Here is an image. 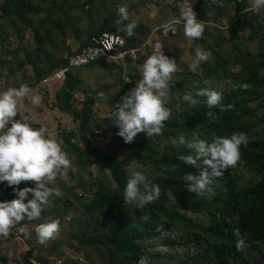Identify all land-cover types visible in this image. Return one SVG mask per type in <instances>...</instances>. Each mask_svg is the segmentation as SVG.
<instances>
[{
	"label": "trees",
	"instance_id": "trees-1",
	"mask_svg": "<svg viewBox=\"0 0 264 264\" xmlns=\"http://www.w3.org/2000/svg\"><path fill=\"white\" fill-rule=\"evenodd\" d=\"M44 1L0 0V13H4L5 19L15 18L21 22L24 29L20 43L12 42L11 38L4 39L0 34V51L2 50L0 67H9L13 76L19 75L18 69L12 68L17 54L12 50L6 56H2L12 44H20L15 50L20 51L23 47L27 51L26 68L31 64L35 65L36 62H47L44 68L39 64L36 66L37 75L29 80L30 82L20 84L0 82V91L19 87L21 84L33 89L43 78L68 64L67 55L54 60L50 49L56 47L53 46L55 42L51 39L55 38L54 33L61 34L63 30L55 28L47 30L46 22L40 21L37 24L31 20V15L36 17L41 13V10L34 6V2L39 4ZM86 1L85 5L79 7L85 11L89 5L91 10H88V14L92 15V6L94 1L98 0ZM226 1L231 4L236 3L238 12L245 8L238 3V0ZM47 2L51 4L52 0ZM223 7L226 6L223 4ZM247 23L246 19V26ZM118 27L121 26L113 20L107 25H102L99 32L89 34L86 41L81 40L82 30L75 28L77 32L75 40L78 44L73 48L66 46L65 50L69 56L77 54L88 44L89 37L103 32L126 34L123 30H118ZM260 30H262L261 26ZM134 32L146 38L151 33V27L137 21ZM233 32L234 30L232 37L236 38ZM165 36L177 39L172 35V31H168ZM194 40L197 42V38ZM137 44L139 45V40H129V45ZM203 44L204 49L211 52V57L201 62L194 71L175 72L183 76L187 75L191 81H175L173 74L172 95L165 105L171 109V116L165 122L166 126L162 129V133L153 138L138 133L132 142L125 143L123 138L117 135V128L116 135L122 139L126 147L123 151L118 148L105 151L95 145L91 139L96 137L92 134L91 127L103 125L96 117L99 112L96 108L97 98L85 93L83 101L78 103L75 94L78 92L80 79L74 70L68 73L65 81H55L39 89L38 94L43 96L42 104L45 105L43 108L38 107L39 112H46L45 108L49 107L59 115V119L71 118L72 128L68 129V132H63L64 142L61 147L69 155L70 160L72 158L73 161L75 160V166L80 170H87L94 163H98L109 172L107 174L104 172L102 177L95 180L92 188L85 180V182L81 181L82 184L72 185L58 199V204L52 207L54 219L61 222L70 209L77 205L75 222L81 227V238L79 239V236L73 238L82 247H79V251L72 247L76 254L79 255L84 251L83 255H85L89 247H104L106 256L99 264H138L141 257H147L148 260L166 259L171 264H264V129L260 132L243 131L238 124L239 120L245 117L258 119L264 124V77L261 75V70L264 68V44L259 46L258 54L247 52L245 56L241 53L235 59H230L225 53L215 52L214 48L205 42ZM149 51L152 54L154 52L153 50L143 52L140 60L147 58L151 54ZM96 66L110 71L117 69L120 75L125 71L124 66L116 61L109 63L101 60L88 67ZM234 83H247L249 87L233 88L231 85ZM123 86L132 88L130 83L126 82ZM105 88L109 91L112 89L109 84ZM202 88L221 92V103L225 106L231 104L233 107L225 110L218 107L209 108L204 102L206 97L200 96L196 97L200 101L196 105H190L182 100L186 92H191L195 96L196 90ZM53 93H55L54 97H52ZM105 97L107 99L103 103H112L113 113L116 103L119 102L118 97H114L110 92ZM31 105L33 104L30 103V97H24V102L22 100L19 102L16 119L27 117L34 128L43 125L47 129V134L60 143L61 138L51 130L49 119H44L43 122L32 119ZM26 107L28 110L25 109ZM107 108L110 110V107ZM76 129L79 130L80 137L79 134L76 137ZM236 132H243L248 137L247 145H242L240 148L241 155L236 165L224 170L223 176L214 178L212 194L197 196L194 192L188 191L183 176L188 173L198 175L200 169L178 159L180 155L192 153L185 145L173 143V139L178 140L180 135L186 138L197 135L211 142L216 137H231ZM103 136L110 139L107 132L101 137ZM133 171L143 172L150 183L159 185L158 199L143 207L125 202L124 188L128 176ZM5 184L6 182L0 184V186L4 185L5 192L4 196L0 197V201L4 198L7 201L15 198L12 187H6ZM34 186L33 181H22L19 186L13 187L22 189ZM169 192L173 193L175 200L170 199ZM43 217L41 213L39 219L21 222L29 233L27 239L33 236L34 227L43 223ZM235 229H239L245 239V247L239 250L236 247ZM56 243V239L49 240L51 249H63L64 246H57ZM158 246H166L167 250H181L180 257L176 260L175 255L167 257L161 252L157 253L155 250ZM1 263L13 264L7 257H4ZM58 263L80 264L79 261L74 262L70 258ZM40 264L49 263L41 261ZM87 264L93 263L89 261Z\"/></svg>",
	"mask_w": 264,
	"mask_h": 264
},
{
	"label": "clouds",
	"instance_id": "clouds-1",
	"mask_svg": "<svg viewBox=\"0 0 264 264\" xmlns=\"http://www.w3.org/2000/svg\"><path fill=\"white\" fill-rule=\"evenodd\" d=\"M197 1L198 4L194 0H183L178 4L175 2L176 6L180 8L178 17L170 12L161 14L158 19L149 20L145 24L151 27V33L146 38L142 34L134 32L137 27V21L130 19V14L125 5H120L117 8L118 18L116 24L121 26L118 27V30H123L126 34L103 32L100 35L89 37L88 44L79 53L71 56L67 55V65L57 69L36 84L37 90H35V87L31 89L28 85L21 84L19 87H10L7 90L0 91V184L6 182L5 186L12 187L15 193V198L9 201H0V246H3L5 238L8 236L13 242L23 238L18 233L13 236V231L23 233L25 236L29 235L21 221L39 219L42 209L44 205L49 203L50 197L62 195L58 187H50L49 184L53 183L58 175L66 174L71 166L67 153L56 139L47 134L46 127L43 125L39 128L32 127L27 117L22 116L16 119L21 98L30 97L31 104L39 105L42 97L36 92L42 86L52 84L55 81H65L68 73L72 70L76 71L88 67L101 60L109 63L116 61L126 66L131 62H138L143 52L153 50V54L149 55L142 64V78L135 83L134 87L120 97L119 102L115 105L114 112L109 111L107 115L113 119L114 124L118 128L117 135L122 137L125 143H129L134 140L138 133H144L149 138L160 135L162 129L166 126L165 122L171 116V109L165 105L170 94L173 73L176 72L177 63L174 59L164 54V43L157 44L158 41L155 43L154 40L165 38L168 31H172L174 37H178L181 33L189 41L193 40L195 44L199 45V48L196 49L195 57L190 64L192 70H196L201 62L207 61L211 57V52L205 50L203 44L205 42L203 34L211 27V29H217L218 33H220L219 38L224 39L228 38L226 30H229L231 35L232 30H234L233 33L236 38H242V34L237 36L236 28L243 27L247 31L246 36H243V38H249V42L247 41L245 45L246 51L240 52V54L244 53L247 56V52L255 55L259 53L261 43L257 42L256 33L251 29H254V27L259 29L261 26L262 31H264V20L257 18L261 13H264V0H238V3L244 5L243 7L245 8L241 12H238L237 9L234 11L236 19L228 26H223L225 24L219 22L216 18L211 19L209 15L211 11L216 12L218 10L221 13H225L232 7H227L231 3L226 0ZM223 4L226 7H223ZM206 5H211V7L207 10L204 8L207 7ZM231 5L236 7V3ZM246 19L248 20L247 26L251 29H246ZM105 33L122 37L126 42L125 46L106 55L102 54L98 59L89 63L79 66L70 65L73 57L84 53L92 47V38ZM196 38L197 42L194 40ZM231 38L233 37L231 36ZM130 39L139 40V45H129ZM257 44L259 45L258 51L255 53L250 51V48L252 49V46ZM213 50L224 53L221 49L216 50L214 48ZM119 53L123 54L119 56ZM64 69H66L65 79L45 82L47 78ZM263 70L264 68L261 70L262 76ZM231 86L241 89L249 87L247 83H234ZM197 96L206 97L204 102L209 108L218 107L221 110H225V108L231 109L233 107L231 104L227 106L222 104V93L211 88L198 89L195 96L191 92H186L182 96V100L190 105H196L200 103L196 98ZM96 100V108L100 112L101 104L103 103H100L98 98ZM107 128L106 125L92 126L91 132L96 137H101L108 131ZM75 131L78 136L79 130L76 129ZM72 141L75 140L72 139ZM172 142H178L191 150L192 154L180 155L178 157L180 161L200 169L198 175L188 173L183 176L188 191L194 192L197 196H207L214 192L212 187L214 178L223 176L224 170L236 165L239 161L240 148L242 145H247L248 137L243 132H236L231 137H216L209 142L199 138L197 135H193L191 138L180 135L178 140L174 138ZM22 181H33L35 186L22 189L13 187L19 186ZM30 194L31 198H29ZM159 196V185L150 183L143 172L133 171L128 176L123 195L126 203H133L137 207H143L145 204L158 199ZM169 197L175 200L171 192H169ZM60 230V221L52 219L45 223H40L36 228V233L39 241L45 243L58 237ZM234 234L237 237V249L245 247V239L239 229H235ZM157 250L166 252L167 247L158 246ZM83 260L81 258V262ZM147 260V257H141L138 264H147Z\"/></svg>",
	"mask_w": 264,
	"mask_h": 264
},
{
	"label": "rangeland",
	"instance_id": "rangeland-1",
	"mask_svg": "<svg viewBox=\"0 0 264 264\" xmlns=\"http://www.w3.org/2000/svg\"><path fill=\"white\" fill-rule=\"evenodd\" d=\"M47 1L48 0H45L44 2H41L39 4L34 2V6H37L41 10V13L36 17L34 15H31L30 17L31 20L33 22H36L37 24L40 21L46 22L45 26L47 30H54L53 28L63 30L61 34L55 32V38H51L55 42L53 46L56 47L50 49L52 51L54 60H57L68 55L66 52L67 50H65L66 46L73 48L78 44V42L75 40V38L77 37V32L75 31V28H79L82 30L81 40L86 41L88 39L89 34L99 32L102 25H107L111 21L117 20V8L120 5L126 6L130 14V19L134 18L138 22L147 23L149 22V20H154L156 18L158 19L159 16L163 13L168 14L171 12L176 13V15H179L178 13L180 11V8L176 6V4L182 2L183 0H98L94 1L95 3L92 6V15L88 14V10H91V8L89 9V5L87 6V9H85V11H82L79 7V5H85L87 2L86 0H66V2L64 0H52L51 4ZM194 1L196 4H198L197 0ZM206 6L207 7L204 8L207 10L211 7V5ZM227 7L230 8L225 13H221L219 10L216 12L211 11L209 17H211V19H218L219 22L225 24L223 26H228L231 22H234V20L236 19L234 12L236 10V7L231 4L227 5ZM257 18L259 20H264V13H261ZM246 27V29H251L249 28V26ZM211 28L205 31L203 34L206 44L210 45L216 50L221 49L230 59H235L240 55V52L246 51L245 45L247 44V41L249 42V40L248 38H243V36H246L247 34V31H245L243 27L236 28L237 36H239V34H242V38H231V32L229 30H226L225 32H227L226 35L228 37L225 38L226 40L224 38H219L220 33H218L217 29L213 30ZM251 30L256 33V39L258 40L256 41L258 43L260 42L261 44H264V31L260 30V28ZM0 34L3 36L4 39L11 38L12 42L20 43L21 35L24 34L23 25L15 18L5 19L4 13L1 12ZM34 36L35 35H33V37ZM259 36L261 37L258 38ZM180 37H182L181 33L178 37H176L177 39L167 38L165 36V38L163 37V39H156L154 40V42L157 43L158 41L157 44H162V42L164 43V54L167 55L169 58L175 60V62L177 63L176 71H194L190 68V64L193 60V56L196 49L199 48V45L195 44L193 40L188 41V38ZM19 45L12 44L11 47H8V49L2 55L6 56L7 53L12 50L17 54L16 62L13 63L12 68L18 69L19 75L13 76L9 67H0V82H16V84L28 83L30 82L29 80L36 77L37 74L35 73V68L38 64L42 68L46 67L47 62L42 61L40 63L36 62L35 65L31 64L28 68H26L28 66V54L25 48L23 47L20 49V51L15 50L17 47H19ZM258 46V44L256 46H252V49L250 48V51L254 53L257 52ZM1 52L2 50L0 51V53ZM149 52L152 54L151 51ZM145 59L146 58H142L138 62H131L130 64H127L126 66H124L125 71L121 75L118 74L117 69H115L114 71L104 70L100 66L92 68L88 67L89 69L85 67L76 70L75 73L78 74V77L80 79L78 92L75 94L77 97L76 100L78 101V103L81 102V100L83 99V95H85V93H88L93 95L94 97H97L100 103H103L107 99L105 96L108 92L113 93V96L118 97L117 100H120V97L123 96L129 90L127 87L123 86V83H130V85L134 87L135 83L142 78V64ZM173 74L175 81H191V79L187 77V75L183 76L182 74L178 73ZM262 74L264 77V70L262 71ZM107 84L111 85L112 89L110 91L106 90L105 88ZM35 90H37L36 87ZM36 94H38V92H36ZM54 94L55 93H53L52 97H54ZM171 95L172 91L170 88V94L167 99H169ZM41 97L43 96L41 95ZM21 100L24 102V98H21ZM43 102L44 99L42 98L39 106L31 105L32 110L30 109V111L32 112V114H30V116L32 117V119L41 122H43L44 119H49L51 123L49 124L51 130L61 138L60 144L63 145V132H68V129L72 128L71 125H73V123L70 122L71 118L68 117L66 119H59V115L55 114L53 112V109H49V107L45 108L46 112H39L38 107L43 108L45 106L42 104ZM23 104L25 105V103ZM105 106L110 107V110ZM25 109L28 110V107H26ZM111 109L112 103H103L101 104L100 112H98L96 116L101 124L103 123V125H106L108 127L107 134L110 136V139L104 136L97 138L92 137L91 139L94 141L95 145H98L105 151H110L112 149L117 148L120 151H123V148L126 147L122 139L118 138L116 135L117 126L114 124L113 120L111 121V117L109 118L107 116ZM260 114L262 115L263 113ZM47 115L52 117L53 119L48 117ZM238 124L241 126V129H243V131L250 130L251 132H260L264 129V124L260 123L258 119H250L245 117L241 118ZM78 140H76L77 143H79L80 141ZM68 158L70 159L69 155ZM70 161L71 166L67 173L64 175H58L56 180L53 183L49 184L52 187H58L61 190L62 195L72 185H78V183L82 184L81 181H88L89 187L92 188L94 187L93 184L95 180L99 179V177H102L104 172L106 174L109 173L106 172V168L103 165L98 163H94V165L88 167L87 170H80L79 167L75 166V160L73 161V158ZM78 173L81 175H77ZM4 193V185H2L0 186V197H3ZM62 195L59 197L53 195L52 197H50L49 203L44 205L42 209V214L44 215L43 223L54 219V212L52 210V207H54L56 203L58 204V199H60ZM2 201L7 200L4 198ZM76 207L77 205L70 209L69 213L64 217V219H61L60 234L58 237L55 238L57 242L56 245L64 246L63 249H51V247L49 246V240L45 243H41L36 233L37 226L34 227L33 236H30L29 239H27L28 237L25 236L23 233L13 231V236H16L15 233H18L22 235L23 238L18 239L14 242L11 241L12 239L9 238V236L5 238L3 246H0V264H2L1 262H3L4 257H7L9 260H11L13 264H40L41 261H44V263L49 264H59L58 261L61 262L64 259L68 258L74 260V262L79 261L80 264H87L89 261L93 264H99L100 262H102L106 256V250L104 247H89V250H86L85 255H83L84 251L80 252V254L78 255L72 249V247H75L79 251V247H82L73 238V236H79V239L81 238V227L78 225L77 222H75ZM77 220L79 221L78 217ZM155 252L158 253L161 251H158L156 249ZM161 253L166 255L167 257L169 255H175L176 260H178L181 254V250L176 251L169 249L166 252ZM81 258L84 259L82 262ZM147 264L171 263H169V260L166 259L151 258L147 261Z\"/></svg>",
	"mask_w": 264,
	"mask_h": 264
},
{
	"label": "built area",
	"instance_id": "built-area-1",
	"mask_svg": "<svg viewBox=\"0 0 264 264\" xmlns=\"http://www.w3.org/2000/svg\"><path fill=\"white\" fill-rule=\"evenodd\" d=\"M125 41L122 37L114 34H102L101 36L92 38V47L82 54H79L71 59V66H79L89 63L95 59H98L102 54L106 55L114 50H119L120 47L125 46ZM123 53H119L121 56ZM66 69L57 72L50 78H47L45 82H50L57 79H65Z\"/></svg>",
	"mask_w": 264,
	"mask_h": 264
}]
</instances>
